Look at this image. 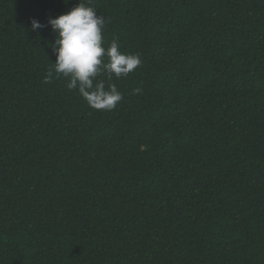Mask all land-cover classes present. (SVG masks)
<instances>
[{"label": "trees", "instance_id": "1", "mask_svg": "<svg viewBox=\"0 0 264 264\" xmlns=\"http://www.w3.org/2000/svg\"><path fill=\"white\" fill-rule=\"evenodd\" d=\"M78 3L0 0V264H264V0H91L111 111L42 82Z\"/></svg>", "mask_w": 264, "mask_h": 264}, {"label": "clouds", "instance_id": "2", "mask_svg": "<svg viewBox=\"0 0 264 264\" xmlns=\"http://www.w3.org/2000/svg\"><path fill=\"white\" fill-rule=\"evenodd\" d=\"M90 5L91 0H79L69 11L49 17L47 25L32 19L31 28L36 31L50 25L55 33L50 47L56 59L42 82L51 83L62 75L67 78V89L78 90L89 107L111 111L123 93L110 81L113 76L119 79L134 72L142 58L139 53L121 52L116 39L103 46L102 32L108 21ZM139 92V88L133 90L134 94Z\"/></svg>", "mask_w": 264, "mask_h": 264}]
</instances>
